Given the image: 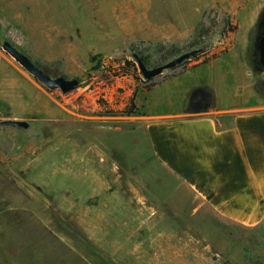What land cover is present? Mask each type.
<instances>
[{
    "label": "rangeland",
    "instance_id": "rangeland-1",
    "mask_svg": "<svg viewBox=\"0 0 264 264\" xmlns=\"http://www.w3.org/2000/svg\"><path fill=\"white\" fill-rule=\"evenodd\" d=\"M263 20L264 0H0L2 41L80 81L48 90L0 47V121L30 124L0 125V264H264V231L216 219L181 189L143 123L264 104ZM201 24L215 34L193 46ZM162 47L205 52L146 80L133 51L153 60ZM121 60L137 76L117 77Z\"/></svg>",
    "mask_w": 264,
    "mask_h": 264
},
{
    "label": "crops",
    "instance_id": "crops-1",
    "mask_svg": "<svg viewBox=\"0 0 264 264\" xmlns=\"http://www.w3.org/2000/svg\"><path fill=\"white\" fill-rule=\"evenodd\" d=\"M143 123L153 156L181 189L216 219L264 231V104L181 109Z\"/></svg>",
    "mask_w": 264,
    "mask_h": 264
},
{
    "label": "water",
    "instance_id": "water-1",
    "mask_svg": "<svg viewBox=\"0 0 264 264\" xmlns=\"http://www.w3.org/2000/svg\"><path fill=\"white\" fill-rule=\"evenodd\" d=\"M2 43V45H1ZM0 47L4 53L13 58L26 72H28L32 77H34L39 83H41L48 90L59 89L63 94H68L76 90L80 81L77 78H66L64 76L54 77L46 73L41 67L35 64L29 56H27L22 50H20L16 45H14L9 40L2 41L0 37ZM205 49L201 48L199 50H194L188 53H185L168 63L157 66L153 69H147L144 63L134 55V58L137 61L140 71L143 73L146 80L153 79L154 77L162 75L165 71L173 70L174 68L182 65L186 61H189L191 58L197 56L198 54L204 53ZM0 125L9 126L14 128L29 129L30 124L22 120H2Z\"/></svg>",
    "mask_w": 264,
    "mask_h": 264
},
{
    "label": "trees",
    "instance_id": "trees-1",
    "mask_svg": "<svg viewBox=\"0 0 264 264\" xmlns=\"http://www.w3.org/2000/svg\"><path fill=\"white\" fill-rule=\"evenodd\" d=\"M215 27H216V24L213 27H208V28L205 27V24H201L199 28L197 29V31L195 32V43L193 46L203 47V45H207L208 41L215 34V31H214ZM133 52H134V55H136L144 63L145 66L149 64V66H151L152 68L163 65L175 59L179 55H181V50L174 49L173 47L170 49H166V50H164L162 47L161 51L159 52L160 53L159 56L155 57V59L153 60H152L151 54L144 56L141 53H139L137 50H134ZM99 64L101 66V63ZM100 66L96 67L97 70L100 68ZM41 69L43 68L41 67ZM117 70H118V72H116L117 77H125V76L134 77V76H137L138 74V68L136 67V64L133 61H129V60L119 61ZM139 114L140 113L137 110V106L134 103V100H132L130 109L125 113V115L130 117V116H137Z\"/></svg>",
    "mask_w": 264,
    "mask_h": 264
},
{
    "label": "flooded vegetation",
    "instance_id": "flooded-vegetation-1",
    "mask_svg": "<svg viewBox=\"0 0 264 264\" xmlns=\"http://www.w3.org/2000/svg\"><path fill=\"white\" fill-rule=\"evenodd\" d=\"M256 36V57L258 58V62L264 68V20L261 21L258 32Z\"/></svg>",
    "mask_w": 264,
    "mask_h": 264
}]
</instances>
